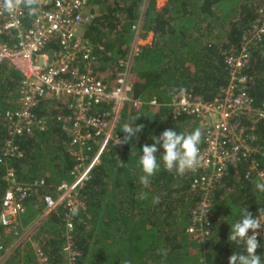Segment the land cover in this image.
I'll return each instance as SVG.
<instances>
[{
  "label": "trees",
  "instance_id": "1",
  "mask_svg": "<svg viewBox=\"0 0 264 264\" xmlns=\"http://www.w3.org/2000/svg\"><path fill=\"white\" fill-rule=\"evenodd\" d=\"M165 1L157 8V0H88L92 19L83 34L91 43L96 75L112 89L117 73L129 72L130 99L146 105L124 107L117 135L123 139L121 128L133 118L144 125L142 131L120 146L109 141L79 191L85 209L71 216L73 229L69 233L78 253L72 264H228L231 254L244 251L243 243L228 240L231 226L242 218L244 209L253 217L264 209V192L256 188L257 183H264V122L249 117L241 120L245 131L254 137L248 141L251 151L236 166L229 165L214 184L209 235L204 241L186 231L200 194L198 189L191 190L192 183L202 170L182 175L175 169L168 171L160 158L163 149L157 145L160 167L147 186L139 182V156L145 143L152 144V136L158 137L166 129L188 134L199 128L203 141L205 127L198 119L173 116L172 89L183 87L208 103L221 97L229 81L226 57L240 53L257 11L264 9V0ZM147 32L153 33V41L142 46L139 42ZM4 40L15 46L12 32H5ZM248 55L241 73L246 80L236 83L253 100V109H258L264 103V35L250 46ZM23 80L13 65L0 64V212L10 184L26 188L39 180L44 185L23 201L25 213L20 216L17 235L7 233L0 222V252L6 248L7 234L15 240L26 236L0 264H69L63 250L67 232L61 208L45 216L43 197L49 194L55 198L57 187L70 181L76 150L65 129L71 125L67 120L70 110L62 100L47 95L33 108L45 128L14 136L5 113L19 108ZM152 100L155 106L148 105ZM8 139L16 152L5 155ZM9 169L14 172L10 184L5 178ZM140 193H146L147 198L140 199ZM155 196L158 203L152 202ZM36 203L40 206L33 209ZM30 205L33 222L39 220L35 226L27 216ZM257 239L256 254L264 262V235Z\"/></svg>",
  "mask_w": 264,
  "mask_h": 264
},
{
  "label": "built area",
  "instance_id": "2",
  "mask_svg": "<svg viewBox=\"0 0 264 264\" xmlns=\"http://www.w3.org/2000/svg\"><path fill=\"white\" fill-rule=\"evenodd\" d=\"M87 3L88 0H38L32 14L23 4L8 11L0 3V64L13 65L24 77L19 90V108L5 113L13 135L45 128L44 121L34 116L33 108L47 95L62 100L70 110L67 120L71 125L65 129L76 147L70 181L57 187L55 198L49 194L43 197L45 216L61 208L67 232L63 250L69 264L74 263L78 255L73 250L69 233L73 229L71 216L85 209L79 191L90 179L108 142L112 140L116 144L117 140H122L116 133V126L124 107L132 104L139 109L146 105L130 99L129 72H118L112 89L96 75L91 43L83 34L92 19ZM257 15L255 24L244 35L240 53L226 57L229 81L221 97L208 103L186 92L173 94L170 101L174 117L190 115L205 127L199 147L200 163L195 169L203 173L194 179L191 187L192 191L198 189L200 194L197 208L191 215V226L186 230L200 241L209 235L214 184L229 165L236 166L251 151L248 141L254 137L245 131L241 119L249 117L264 122V103L253 109V100L236 83L245 82L246 77L241 73L249 62L248 50L264 35V9H259ZM5 32L14 34L15 46L5 42ZM137 44L135 40V50ZM125 65L129 68L130 62ZM148 105L155 106V100ZM4 146L5 155L16 152L10 139ZM5 178L9 184L14 181L12 169L7 171ZM10 185L2 199L0 222L7 233L14 231L17 235L20 216L25 213L23 201L44 183L36 180L26 188H14L15 183ZM258 217L262 225L256 230L257 238L264 235V209ZM252 234L249 230L248 235ZM36 253L41 254V251Z\"/></svg>",
  "mask_w": 264,
  "mask_h": 264
},
{
  "label": "clouds",
  "instance_id": "3",
  "mask_svg": "<svg viewBox=\"0 0 264 264\" xmlns=\"http://www.w3.org/2000/svg\"><path fill=\"white\" fill-rule=\"evenodd\" d=\"M3 7L8 11H13L21 4L28 8L29 14L35 11L33 7L38 3V0H0ZM187 89L181 87L179 89H172L173 94H184ZM133 118L129 122L123 124L121 131L125 134L122 140H117L116 144L128 143L137 137V133L141 132L144 125L137 124ZM152 144L145 143L142 146V155L139 156L137 167L141 170L142 175L139 177L141 185L147 186L150 183V178L156 174L160 167V162L157 159V145L162 147L163 155L160 156L164 167L168 171L176 170L177 174H184L186 171H194L200 163V149L199 145L202 142V132L199 128L192 132L185 134L178 133L173 129L164 130L158 137L152 136ZM125 164H120L123 167ZM256 188L264 192V183H257ZM140 199L147 198L146 193L139 194ZM153 203L159 202V197L152 198ZM75 214V213H74ZM261 222L258 216L253 217L252 213L245 209L242 213V218L236 221L231 226V232L228 240L237 245L243 243L244 251L242 253L234 252L228 258V264H264L261 256L256 254L257 248L260 246L256 230L261 227ZM249 230L253 234L248 235ZM26 236H22L17 241L22 243Z\"/></svg>",
  "mask_w": 264,
  "mask_h": 264
},
{
  "label": "rangeland",
  "instance_id": "4",
  "mask_svg": "<svg viewBox=\"0 0 264 264\" xmlns=\"http://www.w3.org/2000/svg\"><path fill=\"white\" fill-rule=\"evenodd\" d=\"M157 1H159L160 3L162 2L161 0H157ZM165 3H166V1H165ZM145 5H146V2L144 3V6L142 5V11L145 9ZM39 206H40V204L39 203H36L33 206V209L34 208H38ZM33 209L31 208V205H30L29 206V213L27 214V216H29L30 217V220L32 221L31 225L32 226H35V225L38 224V221L33 222V220H34L33 218L35 217L32 214V212L34 211ZM27 211H28V209H27ZM31 214H32V216H31ZM27 222L28 221H26V223ZM22 224H24V223H22ZM4 239L7 241V245H6V248H4L2 250V252H0V263L4 262L7 258L11 257L12 254H13V252H14V250H15V248L19 245V242L17 240H15L14 237L13 238L10 237L8 234H7V236Z\"/></svg>",
  "mask_w": 264,
  "mask_h": 264
},
{
  "label": "crops",
  "instance_id": "5",
  "mask_svg": "<svg viewBox=\"0 0 264 264\" xmlns=\"http://www.w3.org/2000/svg\"><path fill=\"white\" fill-rule=\"evenodd\" d=\"M162 2V4L159 2V1H157L156 2V6H157V8H159V7H162V6H164L165 5V0H161ZM152 41H153V33L152 32H147V35H146V37L143 39V40H140V44L143 46V45H145V44H151L152 43ZM28 213H29V210H28ZM23 220V217L21 218V221Z\"/></svg>",
  "mask_w": 264,
  "mask_h": 264
}]
</instances>
